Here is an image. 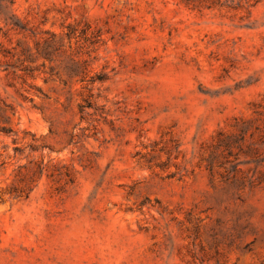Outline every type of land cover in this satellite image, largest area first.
I'll return each instance as SVG.
<instances>
[{
  "label": "rangeland",
  "instance_id": "obj_1",
  "mask_svg": "<svg viewBox=\"0 0 264 264\" xmlns=\"http://www.w3.org/2000/svg\"><path fill=\"white\" fill-rule=\"evenodd\" d=\"M0 264H264V0H0Z\"/></svg>",
  "mask_w": 264,
  "mask_h": 264
}]
</instances>
